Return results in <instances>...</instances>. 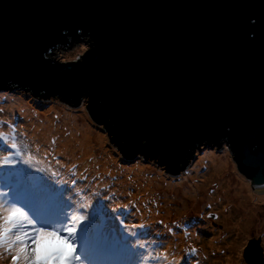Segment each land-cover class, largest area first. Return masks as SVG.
Segmentation results:
<instances>
[{"label":"water","instance_id":"obj_1","mask_svg":"<svg viewBox=\"0 0 264 264\" xmlns=\"http://www.w3.org/2000/svg\"><path fill=\"white\" fill-rule=\"evenodd\" d=\"M262 19L264 0H0V90L73 107L87 92L89 114L126 158L169 157L160 165L172 174L231 136L237 168L263 186ZM70 20L85 24L95 51L78 68L56 69L53 58L69 66L57 48L82 34L56 30Z\"/></svg>","mask_w":264,"mask_h":264},{"label":"rangeland","instance_id":"obj_2","mask_svg":"<svg viewBox=\"0 0 264 264\" xmlns=\"http://www.w3.org/2000/svg\"><path fill=\"white\" fill-rule=\"evenodd\" d=\"M78 47L76 42L65 47L59 46L57 49L61 61L66 62L75 60V56L77 55L76 49ZM21 103L25 104L22 105ZM18 106H23L28 110L30 108L33 109L42 117V121L46 122V119L50 118L53 131L47 132V137L50 135L51 143L55 139V145L62 140V135L69 131L72 135L79 137L83 133V125L81 126V124H79L81 122L84 123V127H88L90 131L96 133L90 134V137L94 138L91 144L93 148H90L93 153L92 155H83V150L82 153L75 150L80 149L78 147L74 148L72 151L67 146L66 150L72 154L75 152L76 154L74 155L77 160H74V162L80 163L83 169L91 170L89 173L93 174L95 177L97 175L95 172H100L102 170L105 174L104 181L114 194L119 195L117 189L120 188V186L130 187L125 193V202H127L130 197V200L135 203V199L139 195L151 201L154 207L151 210L154 215H150V218L146 216L144 221L155 222V225L160 228V231L162 230L158 243L162 244L163 247L152 245L151 248H149V251L155 249V252H153L154 256H160L159 260L155 259L156 261L162 262L165 260L164 255L166 254V260L173 262L171 264H175V262H179V264H227L228 260L230 261L229 264H241L242 255L246 250L247 243L251 239L264 234V221L262 224H259V220L256 221L255 217L252 218V222L247 228L240 227L241 233L243 235L245 234L246 238L242 239L238 231L228 233L229 229H232L231 227L234 223L239 222L243 218H247L246 211L252 206L248 193L239 191L237 188L238 186L236 185L239 183L237 181V176L233 173L237 172L243 177L249 190L251 189L253 192L259 193L260 196L256 201L254 200V203L256 202L261 206L260 210L263 212V217L260 215V220H264V185H252L251 181L237 168L236 162L227 146H223L219 149L210 145L206 147L202 146L199 151L203 152V155L197 154L196 151L195 157L189 162V165L178 174H172L166 171L164 166L158 164L156 160L146 159L141 154H137L138 156L136 155V157L129 160L128 164H126L124 160L123 163L118 162L120 161L119 157L118 155L115 156L114 153L115 151H118L121 155L122 153L112 142L104 126L92 119L87 107L83 109L80 105L73 107L57 97H36L31 92L18 88L14 90H0V107L4 109L3 112H0V121L7 122L5 126L0 127V133H4L11 138L13 129L9 125L14 126L16 142L22 149L25 159L27 156L29 157V155L32 156L29 152H32L35 147L33 143L36 144V142H41L38 136L36 138L33 137V134L40 129L31 122L27 125L24 124L20 112L17 110ZM84 116L90 121L91 128L89 127L88 120L83 119ZM77 124H79V126H77ZM74 127H78L76 132L74 131ZM97 136H99L98 139L96 138ZM11 142V139H9V143ZM101 145L103 148H101ZM61 148H65V146L63 145ZM46 152L50 156L48 149ZM209 153H215L217 158L224 154H227L229 157L228 160L230 164L228 168L217 172L218 174L216 177L210 176L214 171L212 163L206 161L209 159ZM7 154V152H0V157ZM81 156H83L84 159ZM38 160L41 161L39 157ZM82 160H84V163L80 162ZM92 162H94V165ZM61 164L65 165L66 163L62 161ZM23 168L24 165L21 170ZM125 168L129 170V172H125ZM0 176L8 178L3 172H0ZM12 177V181L18 180V175L13 174ZM97 177H99V175H97ZM188 178H190V180ZM192 178H196L198 182L192 181ZM205 180L206 185H204ZM4 182L5 181L0 179V184ZM131 183H134V185L131 186ZM184 183H192L202 188L204 185L207 193L181 194L180 188ZM139 188L141 191L138 190ZM184 196L188 199L184 198ZM206 196H214L215 199L208 200ZM104 203L108 205V203ZM209 205H211V207H209ZM108 206L109 211L116 208V206L113 205ZM102 209L103 207H101V210ZM97 210H99V208H97ZM222 211H224L226 215H223ZM108 215L109 213L104 209L101 211V214H93L94 223L85 227L87 230L85 233L89 238L95 235H104L102 240H105V243L106 241L115 242V235H112L114 234L113 231L111 229L105 231V226H109V223L103 221V219H106ZM213 215H215V217H213ZM225 216H228V218L225 219ZM154 217H156V219H154ZM132 219L133 217L126 220V223L131 225L132 223L130 221ZM160 221L163 223H159ZM117 223H119V221H117ZM169 228L173 229L174 235L168 231ZM97 229L102 233H95ZM154 232L155 230L149 237H146L147 241L151 242L157 240L159 234ZM188 237L191 238V240H187ZM166 238L170 243L164 242ZM100 248H107V246ZM192 248L196 249L195 254L191 253L190 250ZM261 248H264V241H261ZM88 250L91 254V247H88ZM95 254L97 259H101L108 253L105 250H98ZM109 254L107 256H109ZM104 259L105 258L102 260ZM136 260H139V258L137 257ZM146 261H144V263ZM164 262L166 264L167 261ZM0 264H10V257L6 253L3 255V258L0 259Z\"/></svg>","mask_w":264,"mask_h":264},{"label":"snow or ice","instance_id":"obj_3","mask_svg":"<svg viewBox=\"0 0 264 264\" xmlns=\"http://www.w3.org/2000/svg\"><path fill=\"white\" fill-rule=\"evenodd\" d=\"M251 24L256 25L257 20L251 19ZM55 28L57 31L59 28H69L73 33L76 29H81L82 34L74 36L79 47L76 49L75 60L65 62L69 65L68 67L56 65L54 58L51 64L56 69H75L84 65L95 51L93 41L85 38L89 35L85 24L70 20L60 23ZM261 30L264 31V19L261 20ZM90 47L92 51H89ZM51 52L52 50L49 48L44 59L38 61L41 68L45 66ZM84 53H88V55H84ZM75 61H80V64H76ZM81 96L83 99L78 98V103L83 109L89 104V93L83 92ZM91 102L95 103L94 100ZM3 111V107H0V112ZM6 123L0 121V127L5 126ZM9 126L13 129L11 138L0 133V152L8 153L0 157V172L6 176L21 171L24 164L31 163V156L29 155L25 159L22 149L16 142L14 126ZM114 129L115 127L112 129L113 133L118 135ZM221 134L228 136L227 132ZM141 138L148 139V137ZM9 139H11V143H9ZM55 143L54 139L52 144L55 145ZM225 143L235 153V145L231 136ZM197 154L202 156L203 152L198 149ZM121 162L123 163V161ZM159 163L167 167L170 166L171 159L161 155ZM255 163V161L247 162L248 166ZM259 165L264 168V153L261 154ZM40 171L43 170L37 169L33 173L37 174ZM42 176L48 182L44 191L51 192L54 186L56 191L54 201L44 197L22 195L24 188L18 181L7 180L0 184V259L6 253L10 257V264H84L85 261H88V264H93L83 237L85 227L94 223V209L99 207H103L109 213L106 219L111 230L121 242L118 248L111 251L120 252L132 258H139V260H132L131 264H144V261L150 258L160 259V256L153 255L155 249L149 251L152 245L163 247L162 244L158 243L159 237L151 242L143 239L152 234L150 226L143 223L131 225L125 223L126 220L131 219L130 211H121L116 208L111 211L108 210L109 206L104 201L115 200L117 197L114 193L109 195L108 192H93L91 184L88 183V177L78 176L75 171H71L69 180L63 181L60 187H57V183H61V181L52 182V177L56 176L55 171L51 173V177ZM123 207L129 206L124 205ZM87 209H91V211H87ZM159 223L163 222L160 221ZM168 231L173 235L175 234L172 228H169ZM261 241H264V234L247 243L241 264H264V255H261L264 253V248H261ZM190 251L192 254L196 253L195 248ZM164 259H167L166 254ZM175 264H179V262H175Z\"/></svg>","mask_w":264,"mask_h":264},{"label":"trees","instance_id":"obj_4","mask_svg":"<svg viewBox=\"0 0 264 264\" xmlns=\"http://www.w3.org/2000/svg\"><path fill=\"white\" fill-rule=\"evenodd\" d=\"M33 145L35 146V147L33 146L34 147L33 148L34 151L32 150L33 153L29 152L32 154L31 163L30 164H24V168L21 171H19L18 173L16 172V175H18L17 181H21L19 183L24 188L22 195H32V196H35L37 198L44 197L50 201H54L55 197H56V191L54 189V186H53V191H51V192L44 191L45 186L48 184V182H47L46 178H44L42 176V175H44L46 177H51V173L54 171L56 172V176L52 177V182L56 183L58 180L61 181V183H57V187L62 186L63 181L69 180L71 171H75L78 176L83 175V176L88 177V183L91 184L93 192H97V191L108 192L109 195L114 193L106 185V183L104 181L105 174L102 172V170L100 172H95V174L99 175V177H97V175L95 177L93 174L89 173V171H91V170L83 169V166H80V163L74 162V160H70L68 158L63 157L61 155L62 152H60L58 149L59 147H56V145H53L51 143V140H49V142H47L45 144H40L39 142L38 143L36 142V144L33 143ZM47 149L50 152V156L46 152ZM27 154H28V152H27ZM114 155L115 156L118 155L119 160H120L118 162H121L124 160L125 163L128 164L129 160H131V159L126 158L122 154L125 157L124 158L120 153H118V151H115ZM37 156L39 157V159L41 161L38 160ZM27 158H28V156H27ZM57 160H59V163H57ZM62 161H64L66 164L65 165L61 164ZM90 161H92V160H90ZM86 163H90V162H86ZM37 169H42L43 171L37 172V174L33 173V172H36ZM85 170H87V171H85ZM8 177H10V176H8ZM0 179L5 181V182L7 181L6 177H3V176H0ZM125 187L120 186V188L117 189L119 195L115 194V196L117 197L115 200H105L104 202L108 203V205L116 206V208L118 210L130 211L131 217H133V219L130 221L132 224L133 223H135V224L143 223L145 225H148L151 227V232H153L155 230V232L159 234L157 237H160L162 230L160 231V228L155 225L156 223L155 222H148L146 220L144 221V218L146 216H149V218H150V215H154V213H152V210H151L154 208L151 201L146 199L145 197L142 198V196L139 195L136 197L135 203L130 200V197L128 198V201L125 202L126 190L130 189V187H126V189H125ZM136 201H140V202H136ZM120 204H121V206H119ZM124 205H128L129 207L125 208V207H123ZM102 210H101V207H99V210L94 209L93 214L94 213L101 214ZM87 211H91V209H87ZM103 221H106L107 223H109L107 221V219H103ZM125 223H126V221H125ZM105 227H106L105 231H107V229H111L110 226H105ZM86 231L87 230L85 229V231H84L85 237H83L84 243L86 245H90V247L93 249V251L105 250L107 252L110 250V252H111V250L115 249L114 247L118 248L120 246L121 242L115 234H112L113 236L115 235L114 236L115 242L106 241V243H105V240H102L104 235L103 236L95 235V236H92V238H89L88 235L85 233ZM97 232H101V231L99 229H97V231L95 233H97ZM86 237L88 239H86ZM143 239H146V237ZM164 242L170 243L167 241V238L164 240ZM105 246H107V248H100V247H105ZM141 251H143V250H141ZM123 255H125V254H123ZM126 258L128 260H131V261L134 259L136 260V258H132V257L125 255L124 259H126ZM124 259H122L119 264H123ZM104 261L106 262V259H104ZM164 261H167L166 264L173 263V262H170L169 260H163L162 262H160V261H156L155 259L153 260L150 258L144 264H165ZM99 264H102V261ZM107 264H109V263H107Z\"/></svg>","mask_w":264,"mask_h":264},{"label":"bare ground","instance_id":"obj_5","mask_svg":"<svg viewBox=\"0 0 264 264\" xmlns=\"http://www.w3.org/2000/svg\"><path fill=\"white\" fill-rule=\"evenodd\" d=\"M21 104L23 105L25 103H21ZM17 110L20 112V115L22 117V120L24 121V124L27 125L28 123L31 122L32 124L37 125L38 129H40V130H37V132L33 134V137L36 138L38 136L40 141H41V142H39L40 144H45V143L49 142L50 135L47 137V132L53 131V127L51 125L50 118H47L46 122L42 121V117L38 113H36L33 109L30 108L28 110V109H25L23 106H18ZM83 119L88 120V118L86 116H84ZM88 123H89V127L91 128V125H90L91 123L89 120H88ZM79 124H81V126L83 125L82 126L83 127V130H82L83 133L79 137L72 135L71 132L69 131V132L65 133L64 135H62V140L58 144H56V147H58V146L60 147L58 149L60 152H62L61 155L65 158L70 159V160H77L76 156L74 155L76 153L75 152H74V154L69 153L66 150L67 146L72 151L74 150V148H77V147L80 148V149H75V150H78L81 153L84 151L83 155H92L93 154L92 151L90 150V148L91 149L93 148V146H91V144L94 141V138L90 137V134L95 133V132L90 131L88 127H84V123L81 122ZM79 124H77V126H79ZM64 125H66V124H64ZM28 127H31V126H28ZM77 128L78 127H74L75 132H76ZM97 135H99V134H97ZM96 138L98 139L99 136H97ZM63 145L65 146V148H61ZM101 148H103L102 145H101ZM208 156H209V159H207L206 161L207 162L210 161L212 163L213 171H214L210 175L211 177H213V176L216 177V175L218 174L217 172L228 168V166L230 164L229 160H228L229 157L227 154L221 155V156H219V158L216 157L217 155L215 153H209ZM222 156H224V157H222ZM81 157L84 159L83 156H81ZM80 162L84 163V160H82ZM92 164L94 165V162H92ZM124 171L129 172V170H126V168L124 169ZM230 174H232V173H230ZM233 174H235L237 176V181L239 183L236 185V186H238L237 188L239 189V191H242V192L245 191L248 193L249 199L251 200L250 203L252 204V206L249 208L250 210L248 209L246 211L247 218H243L239 222L234 223V225H232V227H231L232 229H229L228 233L238 231V234H241V238L244 239V238H246V236H245V234L243 235L241 233L240 227L241 228H247L251 224L252 218H254V217L256 218L255 219L256 221L259 220V224H262L264 220L263 219L260 220V215L263 217V212L260 210L261 206L258 205L256 202L254 203V200L256 201V199L259 198V196H260L259 193L253 192L251 189L249 190L248 185L243 180V177L240 176L237 172H234ZM188 179L190 180V178H188ZM192 181L198 182V180L196 178H192ZM133 185H134V183H131V186H133ZM182 185L183 186H181L180 191L182 192L181 194H184V195H188L189 193L198 194L200 192H202L203 194H204V192L207 193V190L204 188V185H206V180L204 181L203 188L201 186H196L192 183H190V184L184 183ZM138 190L141 191L140 188ZM248 196H247V198H248ZM206 197L208 198V200H214L215 199L214 196H206ZM184 198L188 199L185 196H184ZM119 206H121V204ZM222 214L226 215V213L224 211H222ZM253 214H255V215H253ZM224 218L226 219V218H228V216L227 217L225 216ZM154 219H156V217H154ZM225 227H227V226H225ZM86 239H88V238L86 237ZM187 240H191V238L188 237ZM229 262L230 261L228 260L227 264H229Z\"/></svg>","mask_w":264,"mask_h":264}]
</instances>
